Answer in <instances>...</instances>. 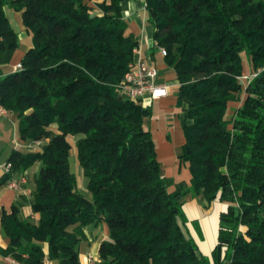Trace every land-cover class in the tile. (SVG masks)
Segmentation results:
<instances>
[{"label": "trees", "instance_id": "1", "mask_svg": "<svg viewBox=\"0 0 264 264\" xmlns=\"http://www.w3.org/2000/svg\"><path fill=\"white\" fill-rule=\"evenodd\" d=\"M125 1L0 0V66L21 47L7 10L22 13L32 38L23 70L0 79V106L19 119L24 143L46 142L9 160L18 171L40 164L39 219L22 218L20 205L5 211L10 243L0 254L19 264H81L87 229L104 222L99 264H264V74L246 90L239 79L243 53L254 70L264 67V0L146 1L153 51H167L184 115L179 160L192 179L172 192L146 125L152 107L121 91L139 47ZM70 138L92 200L77 191ZM187 196L229 204L211 257L189 230Z\"/></svg>", "mask_w": 264, "mask_h": 264}, {"label": "crops", "instance_id": "2", "mask_svg": "<svg viewBox=\"0 0 264 264\" xmlns=\"http://www.w3.org/2000/svg\"><path fill=\"white\" fill-rule=\"evenodd\" d=\"M89 1H91V3H97L101 0ZM146 1L147 0H126L123 3V17L128 23L131 32L135 35L136 40L139 42V47L135 53V60L145 61L148 64L156 66L159 70H164L165 73L161 75L162 82L170 83L172 88L171 95L168 98L156 103L164 108H169L170 106L175 107L171 112L174 113L177 120L173 118L158 120L152 117L146 120V125L153 134V138L156 142L158 159L162 165L163 176L170 181V191L172 192L175 191L178 185H190L192 179L189 165L181 163L179 160V154L185 143L183 131L184 115L179 113L176 109L177 96L172 98L173 90L179 87L175 71L169 68L165 63L158 67L154 62L158 50L156 52L153 51L155 46V29L148 21V15L145 9ZM7 16L14 29L19 33L21 43L23 39H26V43L21 45L8 66H0V79L4 75L14 72L15 67L22 62L23 58L32 47V38L23 24L22 13H14L7 10ZM246 69L247 72L252 70L249 66ZM171 81L172 83L174 82V84L171 85ZM241 106V103H231L230 108L235 111ZM180 130L183 131V139H181V143L179 144L180 151L174 154L175 142L173 141V137L178 134V131L180 133ZM19 139V120L17 116L9 113L4 114L0 110V180L7 175H11V179L5 185L0 186V247L2 249H7L10 243L9 238L4 235L1 225L2 216L5 211L10 213L13 206L20 205V216L22 218L31 217L34 220L39 219V215L33 212L32 204L33 192L35 190V182L39 174L40 164L37 163L26 171L12 169L11 174H6L4 170V167L10 163L9 160L13 153H23L22 150H20V146L23 143L19 141ZM12 182H16L19 188L15 189L10 187V183ZM202 205H204V207ZM203 208L207 210L205 211ZM228 208L229 204L226 202H221L220 204L214 202L213 206L210 207L200 198H193L192 196H187L185 198L184 211L189 219V230L201 251L209 257H211L212 251L218 244L220 226L218 232H216V227L214 226V224L216 225V214L220 213L221 216L222 213L228 211ZM205 213L207 216H205ZM194 221L198 222V226L200 225L204 239H200L198 232L192 227ZM211 226L214 227L213 230ZM109 234V227L104 222L99 226H91L87 229L88 238L81 244V264H86V260L90 255L98 258L100 245L104 240L108 239ZM0 264L19 263L11 257H5L0 254ZM46 264L55 263L47 259Z\"/></svg>", "mask_w": 264, "mask_h": 264}, {"label": "built area", "instance_id": "3", "mask_svg": "<svg viewBox=\"0 0 264 264\" xmlns=\"http://www.w3.org/2000/svg\"><path fill=\"white\" fill-rule=\"evenodd\" d=\"M164 56L167 55L165 49H160ZM23 70L22 63H19L14 72ZM264 74V67L246 73L240 77V81L244 88H247L256 78ZM121 91L125 98L128 100L142 105L144 108L152 107L154 103L168 98L171 95L172 88L167 83L162 82L160 70L151 64L142 60H135L130 66V71L126 74L121 83ZM1 112L8 113L2 107ZM42 143H31L30 150L33 152L42 150ZM13 166L11 163L4 167L6 174H11ZM24 183V182H23ZM10 187L18 189L19 186L16 182L10 183ZM98 259L93 255L88 256L86 264H98Z\"/></svg>", "mask_w": 264, "mask_h": 264}, {"label": "rangeland", "instance_id": "4", "mask_svg": "<svg viewBox=\"0 0 264 264\" xmlns=\"http://www.w3.org/2000/svg\"><path fill=\"white\" fill-rule=\"evenodd\" d=\"M26 43V39H23L22 40V43L21 45H24ZM242 58H243V63H244V74L245 75L246 73H248L246 70V68L249 66L250 68L253 69V65H252V62H251V58L246 54V53H243L242 55ZM154 62L155 64L159 67V65H163L164 64V55L162 54L161 50L158 49V52L156 53V56H155V59H154ZM160 73L161 75L165 73L164 70H160ZM167 84L170 85V83L167 82ZM174 84V82L172 83L171 81V85ZM244 90H246V88L243 87ZM177 89H174L173 92H172V98L175 96H177ZM243 99L239 102L243 105V102H244V99H245V94L242 95ZM175 109V107L173 106H170L169 108H164L162 107L160 104L158 103H154L153 106H152V111H153V116L152 118L154 119H168V118H173V119H176L177 120V117H175L174 113L171 112ZM176 111V110H175ZM177 112V111H176ZM231 113L232 115L234 114V110L232 109L231 110ZM19 120V119H18ZM181 132L179 133L178 131V134L176 136L173 137V141L175 142V146H174V154L178 153L180 151V143H181V139H183L182 135H183V131L180 130ZM19 141H21L23 144L24 142L22 140L19 139ZM70 141L73 145V148H72V151H71V166H72V171L74 172V174L76 175L77 177V181H78V188H77V191L84 195L87 199L89 200H92V194L89 192L88 188H87V184H88V180L87 178L84 176V172L80 166V163H79V159H78V151H77V148H76V141L74 138H70ZM42 144L46 143V142H42ZM21 144V148L20 150H22L23 153H28V152H31L32 150H30V145L31 143H25L24 145ZM38 152V151H37ZM169 188H171V185L169 186ZM176 188V187H175ZM216 203H221L220 200H216L215 201ZM202 204V203H201ZM204 207V205H202ZM213 206V204L210 205V207ZM205 211L207 210L206 208H203ZM211 215V214H210ZM205 216H207V214L205 213ZM219 216H220V213L216 214V225L214 224V226L216 227V232H218V228H219ZM198 224V222H197ZM108 226V225H107ZM192 227L195 229L196 232H198L199 234V238L200 239H204V236H203V231L200 227V225H195L194 223H192ZM211 229L213 230L214 227L211 226ZM109 238V237H108ZM205 251V250H204ZM97 258V257H95ZM98 259V258H97ZM99 261V259H98ZM99 264V262H98Z\"/></svg>", "mask_w": 264, "mask_h": 264}]
</instances>
